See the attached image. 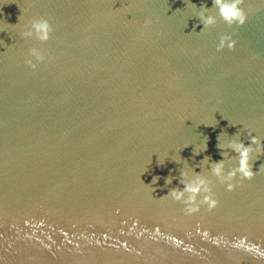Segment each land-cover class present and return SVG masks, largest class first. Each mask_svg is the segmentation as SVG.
I'll return each instance as SVG.
<instances>
[{"label": "water", "instance_id": "obj_1", "mask_svg": "<svg viewBox=\"0 0 264 264\" xmlns=\"http://www.w3.org/2000/svg\"><path fill=\"white\" fill-rule=\"evenodd\" d=\"M192 3L212 0H0V264H264V151L165 196L220 132L264 150V0L203 28Z\"/></svg>", "mask_w": 264, "mask_h": 264}, {"label": "clouds", "instance_id": "obj_2", "mask_svg": "<svg viewBox=\"0 0 264 264\" xmlns=\"http://www.w3.org/2000/svg\"><path fill=\"white\" fill-rule=\"evenodd\" d=\"M239 3V0H212L211 7H206L205 4L199 5V7H196L195 4H193L195 10L194 16L199 18V23L202 24L203 28L206 25L213 24L215 22V16L210 14L209 10L215 6L216 12L218 15L227 23H232L233 21L236 22H242L243 20V14L241 9L237 6ZM200 28V29H201ZM193 29H195V25H193ZM51 30L50 24L46 19H34L31 21L30 25L28 26L27 30L22 33V35L26 36H34L38 40H46L48 38V33ZM228 40L226 36H222L220 38V42L218 44V47H221L224 45L225 41ZM228 46H232V41L228 40ZM29 56L34 57L35 60L39 61L42 59V55L39 49L37 48H31L29 49ZM26 63L32 65L31 59H26ZM224 132V131H223ZM221 132L216 136V148L220 149V156L223 157V159L212 161L210 156L205 155L201 160H199L197 163L200 167V171L196 172L193 171V168L196 165L189 166V170L185 171L183 168L179 169V183L183 185V187H172L168 190L167 195L165 196H171L175 200H179L188 204H191V202L195 201L196 196L203 192L208 193V183L207 178L203 175H201V165H208L207 169H209L212 173V175L216 176L217 179L220 180H227L237 173H239L244 178H251L254 174L251 169L250 164V154L253 152V146L255 145V150L258 153H261V142L258 140V138L255 135H250L248 137L249 143L245 144L243 143L239 137L238 129L229 136L226 132H224L225 140L223 142L220 141ZM208 137L204 136V144L203 148L199 151H194L192 149L193 155H195L198 152L203 151L207 145ZM229 151L233 153V155H229ZM225 157H227L229 160L235 159V165L233 167L228 168L225 170ZM174 160V159H172ZM178 163L177 160H174ZM187 162L186 160H184ZM163 160H158V163H162ZM261 165V164H260ZM259 165V166H260ZM259 168V167H258ZM174 177L172 175H168L164 178L165 185L169 184L171 180ZM158 177L153 176L152 182L154 183ZM226 187L228 189H231L233 185L231 183L226 184ZM203 200L209 201L210 203H214V201L210 200L209 195H204ZM191 210V208H190Z\"/></svg>", "mask_w": 264, "mask_h": 264}]
</instances>
